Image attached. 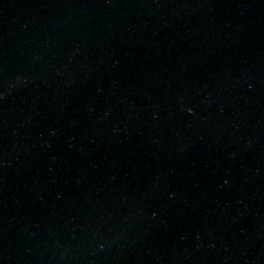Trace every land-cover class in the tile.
<instances>
[{
    "label": "water",
    "instance_id": "95a60500",
    "mask_svg": "<svg viewBox=\"0 0 264 264\" xmlns=\"http://www.w3.org/2000/svg\"><path fill=\"white\" fill-rule=\"evenodd\" d=\"M0 264H264V0H0Z\"/></svg>",
    "mask_w": 264,
    "mask_h": 264
}]
</instances>
